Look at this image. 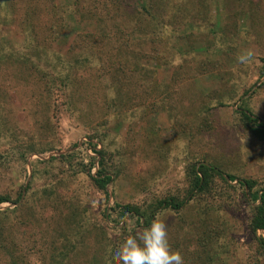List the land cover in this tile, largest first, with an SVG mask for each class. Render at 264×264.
Listing matches in <instances>:
<instances>
[{"label": "rangeland", "instance_id": "rangeland-1", "mask_svg": "<svg viewBox=\"0 0 264 264\" xmlns=\"http://www.w3.org/2000/svg\"><path fill=\"white\" fill-rule=\"evenodd\" d=\"M131 2L0 0V195H20L0 204V264H120L114 248L145 225L117 205L185 196L194 162L226 180L157 214L172 248L184 264H264L238 183H264V140L239 114L264 122V0H149L145 16Z\"/></svg>", "mask_w": 264, "mask_h": 264}, {"label": "trees", "instance_id": "trees-1", "mask_svg": "<svg viewBox=\"0 0 264 264\" xmlns=\"http://www.w3.org/2000/svg\"><path fill=\"white\" fill-rule=\"evenodd\" d=\"M111 2L115 6H118L120 5V3H122L127 8H129V6H131L130 3H132L131 0H111ZM151 6L152 5L148 0L147 4L142 6V11H139V13H141L140 15L145 16L144 11L149 10ZM87 35L89 36V34ZM118 87V85L115 86V88ZM239 114H241L243 127L255 138L264 140V122H262L257 116H255L248 108H245L243 106L239 107ZM95 152L99 157L97 161L98 167L94 174H90L91 172L89 171V178L96 188L104 190L106 192L107 185L113 179L112 174L109 173L106 168L104 148H101L99 150L95 149ZM216 176H219L221 179L226 180L223 173L221 172V169L215 164H209L206 162H194L189 167V184L185 196L181 198L176 195L165 196L163 198L156 199L154 203L148 204L146 206H139L137 204H124L122 206L117 205V208L119 209L118 213L121 215L129 213L132 216H135L138 221H142V223L146 227L150 225L152 220L155 219L157 214H159L161 211L169 209L177 212L182 209L187 203L197 197L198 194L202 192H208ZM226 176L231 181L238 180L231 174H228ZM238 183L248 191V200L254 203L252 208V216L249 222V228L254 233L257 230H261L264 235V183L259 189L255 190H252L255 186V182L251 179L241 180ZM19 197L20 195L18 196L17 200L19 199ZM17 200H11V198L7 195H0V204L10 201L13 203H17ZM21 206L22 205L17 206V210ZM258 240L264 255V237H262L261 239L258 238ZM73 247L74 246L71 245V248ZM67 248L68 247H64L62 250L58 251L57 257L64 259L67 255Z\"/></svg>", "mask_w": 264, "mask_h": 264}, {"label": "clouds", "instance_id": "clouds-1", "mask_svg": "<svg viewBox=\"0 0 264 264\" xmlns=\"http://www.w3.org/2000/svg\"><path fill=\"white\" fill-rule=\"evenodd\" d=\"M253 53L248 51L238 57L240 63H246ZM120 264H184L180 251L170 244L169 234L164 222L153 219L150 225L127 236L113 250Z\"/></svg>", "mask_w": 264, "mask_h": 264}, {"label": "built area", "instance_id": "built-area-1", "mask_svg": "<svg viewBox=\"0 0 264 264\" xmlns=\"http://www.w3.org/2000/svg\"><path fill=\"white\" fill-rule=\"evenodd\" d=\"M85 139V138H84ZM92 146H91V148H89V150L88 151H90V150H93L94 151V153H95V149L96 150H98L97 149V147H99L97 144H91ZM95 148V149H94ZM93 166H92V168H91V173L92 174H94L95 173V171H96V169H97V167H98V164H97V162L96 163H94V164H92Z\"/></svg>", "mask_w": 264, "mask_h": 264}]
</instances>
